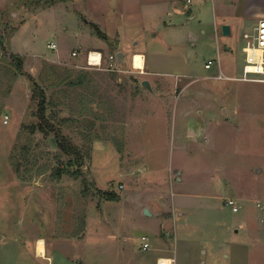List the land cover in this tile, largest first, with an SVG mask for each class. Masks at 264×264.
<instances>
[{"label":"rangeland","instance_id":"obj_1","mask_svg":"<svg viewBox=\"0 0 264 264\" xmlns=\"http://www.w3.org/2000/svg\"><path fill=\"white\" fill-rule=\"evenodd\" d=\"M216 3L0 0V264H135L128 251L143 234L144 264L156 242L193 264H232V249L235 264H264V81L241 78L257 18L224 35ZM92 50L100 65L87 62ZM133 50L147 72L132 67ZM33 81L80 150L77 177L50 175L74 156L30 131ZM232 195L238 212L224 203ZM40 237L53 262L36 252Z\"/></svg>","mask_w":264,"mask_h":264},{"label":"crops","instance_id":"obj_2","mask_svg":"<svg viewBox=\"0 0 264 264\" xmlns=\"http://www.w3.org/2000/svg\"><path fill=\"white\" fill-rule=\"evenodd\" d=\"M177 1L181 2L185 6V7L182 6V9L184 11L186 9L189 11V8H186V6H188L187 4H190L193 1H198V0H191L190 2H187L186 0H177ZM254 1L255 2H260L261 5L257 6V5L254 4V6H253L251 0H242V1H240V0H217L216 6L215 7L212 6L214 26L217 25V24L219 26H221L222 24H228L230 26V34H232L233 26L236 27L237 30L239 29V27H240V19L241 18L254 17V18H257V21H258V19L260 17H264V0H253V2ZM230 7L234 8V10L233 11L229 10ZM187 10H186V12H187ZM182 11L180 10V11H178V13H181ZM254 26L255 25H253V27ZM134 53L143 54V56H144V68H143V70H145V72H147V66L148 65H147V60H146L144 52H142L140 50H133L132 53H131V59H132V56H133ZM71 54H72V52H71ZM123 54H124L123 51H121V60H120V62L123 61V59H124L122 57ZM109 55H111V54H109ZM208 62L209 61H206L205 64H207ZM205 64H204V66H205ZM210 66H211V63H210ZM210 66L208 68H206V67H204V68L209 69V68H211ZM219 74H223L222 71H221L220 66H219ZM219 74L216 76L217 78H218ZM230 197H233L236 200V202H237V197H234L233 195L230 196ZM226 198L227 197L224 198V202H225ZM238 206H239V209H238V211H239L241 209V207H240L239 204H238ZM148 211L150 212V214H146V215H152V212L150 210H148ZM157 211H159V209ZM238 211H236V212H238ZM166 213H167L166 216H168L169 212H166ZM161 229H163V228H161ZM256 231H258V230H256ZM162 235H164L163 232H159V236H162ZM141 236H146L147 237L146 238V242H148V237L149 236L144 235V234L141 235ZM156 246L157 247H155V253L152 254V256H150L148 258V259L152 260L149 264H164L165 263L164 260H167V263H165V264H193L192 259L189 258V257L188 258L186 257L187 259H185V258L177 259V257L175 255L171 254V251L166 246V244L163 243V242H156ZM142 247H143V243H142ZM142 247L139 248V249L134 248V249L128 251V255L130 257V260H131V258H133V260L135 261V264H144V263H141V262L144 261L145 259H147L146 256L143 255V252L147 251V249L149 248V242H148V248L147 249L144 250ZM54 250H55V247L52 248L50 250V252L48 253L47 246L45 244V256H44V259H46L47 261H52L53 262V260H52L53 257L51 255H52V252ZM140 251H142V252H140ZM82 255H84V253L83 254L81 253L79 255V257H81ZM38 258H42V257H38ZM235 261H238V259H237L236 256L233 255V249H232V251H231V263L235 264ZM126 264H130L128 259H127V263ZM200 264H205V263L202 260V261H200Z\"/></svg>","mask_w":264,"mask_h":264},{"label":"trees","instance_id":"obj_3","mask_svg":"<svg viewBox=\"0 0 264 264\" xmlns=\"http://www.w3.org/2000/svg\"><path fill=\"white\" fill-rule=\"evenodd\" d=\"M96 27V26H95ZM98 35L102 39H108V42L110 41L109 38H107L106 34H103L98 29ZM17 58V65L18 68L21 66V58ZM53 71H56V68H52ZM67 74L70 75V72L67 71ZM71 85L76 84L73 81L68 82ZM79 83V82H78ZM31 97L33 99H37V109L35 111V115L38 119V121L35 124H32L29 126V129L31 132H34L36 130L42 132L44 135H49L50 133H53L56 139V145L60 149L62 153H65L67 155H73L74 160H68V162L63 166H56L53 171L51 172V176L53 178H61L63 175H70L73 177H77L79 175V170H71L69 166L73 163L82 164V155L80 153V150L73 144L71 140H69L68 137H66L60 130V128L54 123V114H46V107L48 104V99L46 96L45 89L38 84L36 81H33V91ZM98 192L100 194H103L104 197L110 200L117 199L118 195L111 191H101L98 189Z\"/></svg>","mask_w":264,"mask_h":264},{"label":"built area","instance_id":"obj_4","mask_svg":"<svg viewBox=\"0 0 264 264\" xmlns=\"http://www.w3.org/2000/svg\"><path fill=\"white\" fill-rule=\"evenodd\" d=\"M187 2H190L191 0H186ZM254 32L251 34L252 41L250 43L247 42L242 47V51L245 53V63L242 66V76L241 78L243 80H252L254 79L253 77L249 76L250 74H259L262 75L259 80L264 81V17H260L256 23V25L253 27ZM244 37L250 36L247 33L243 34ZM48 47L51 49H54L56 47V44L54 42H49L47 44ZM257 49H260V54L256 52ZM251 50V51H250ZM77 51L73 50L72 55H76ZM90 52L87 54V62L90 64ZM116 58V55H110V70H114L115 68L113 67V60ZM101 64V55H100V60L99 64ZM92 65V64H90ZM210 66V61L205 64V67L208 68ZM221 77H227L224 76L223 74H219L218 78ZM8 116L4 115V122H7ZM225 205L231 208L233 212L238 211L239 206L236 202V200L233 197H227L225 199ZM256 206L259 207V209H264V202L257 201ZM141 239L144 241L143 242V249L148 248V242H146V236H141Z\"/></svg>","mask_w":264,"mask_h":264},{"label":"bare ground","instance_id":"obj_5","mask_svg":"<svg viewBox=\"0 0 264 264\" xmlns=\"http://www.w3.org/2000/svg\"><path fill=\"white\" fill-rule=\"evenodd\" d=\"M251 51V50H250ZM256 52L260 54V49H257ZM90 64L92 65H98L100 60V53L98 51H90ZM102 59V58H101ZM132 67L137 69H143L144 68V56L141 53H134L131 59ZM36 252L38 255L44 257L45 256V243L43 238H38L36 242ZM165 263H167V260H164ZM164 263V264H165Z\"/></svg>","mask_w":264,"mask_h":264},{"label":"water","instance_id":"obj_6","mask_svg":"<svg viewBox=\"0 0 264 264\" xmlns=\"http://www.w3.org/2000/svg\"><path fill=\"white\" fill-rule=\"evenodd\" d=\"M220 29H221V32H222L224 35H228V34H230V26H229L228 24H222ZM116 56H117V59L120 61V60H121V52H120V51L117 52ZM141 84H142L145 88H147V89L150 90V84H149V82H148L147 80H143V81L141 82ZM144 213H145V214H150V212L148 211L147 208L144 209Z\"/></svg>","mask_w":264,"mask_h":264}]
</instances>
